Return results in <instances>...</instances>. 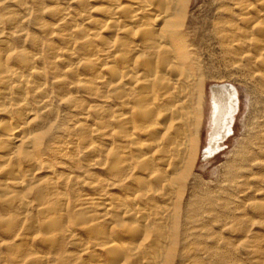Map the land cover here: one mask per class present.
I'll list each match as a JSON object with an SVG mask.
<instances>
[{
	"label": "bare ground",
	"instance_id": "1",
	"mask_svg": "<svg viewBox=\"0 0 264 264\" xmlns=\"http://www.w3.org/2000/svg\"><path fill=\"white\" fill-rule=\"evenodd\" d=\"M69 1L74 15L53 0H0V264H223L188 241L217 221L214 197L188 194L206 111L189 0ZM255 1L245 23L264 16ZM223 25L220 41L238 48L255 28ZM254 37L247 64L264 73V25ZM55 101L77 120L69 128L53 122ZM237 111L236 89L211 90L205 159ZM234 162L228 182L254 171L263 187L264 134Z\"/></svg>",
	"mask_w": 264,
	"mask_h": 264
},
{
	"label": "rangeland",
	"instance_id": "2",
	"mask_svg": "<svg viewBox=\"0 0 264 264\" xmlns=\"http://www.w3.org/2000/svg\"><path fill=\"white\" fill-rule=\"evenodd\" d=\"M53 2L62 8L69 6V11L73 14L74 6L68 5L69 0H53ZM240 3L249 15L242 16L239 10H235L233 0H189L186 6L187 42L193 57L200 63L202 79L206 83V111L201 146L197 154V163L189 178L188 194L214 197L216 202L214 214L217 216L216 223H209L210 234L205 230L203 236H195L194 239L189 236L188 241L196 244L201 250L206 251L212 247L210 252L216 253L217 256L228 255L229 259L223 264H264V215L255 212L261 201L264 203V186L254 185L256 178L254 171L248 173L246 177L236 179L234 183L227 180L230 166L238 167L240 164L235 163L234 159L241 157L243 148L250 147L256 138L264 134V94H261L260 89L264 73L259 63L247 64V58L249 56L252 58L254 55L253 44L256 42L254 35L256 30L264 25V16L257 19L254 25L245 23L244 20L255 17L250 13L259 6L255 0H240ZM250 10L252 11L249 12ZM42 21L51 23L49 17L44 15ZM28 22L26 32L32 36L35 28L33 18ZM225 23L226 32L229 27H232L233 32L236 33H244L248 27L255 28L247 32L249 39L238 43L241 46L238 48L233 42L228 46L223 44L217 36L216 28L221 29ZM250 35L253 37L250 38ZM263 53L260 52L261 55ZM77 65L78 63H74L75 67ZM224 85L232 86L237 91L238 111L233 132L225 138L217 152L205 159L203 151L210 138L207 116H209L211 90L215 86ZM73 97L81 98L80 95L75 94L70 98ZM67 98L68 96L61 97L64 101ZM53 108L57 111V117L53 120L55 125L65 124L64 127L69 128L77 121L60 102L55 101ZM0 236L6 235L0 230ZM201 258L206 261L212 259L204 253L201 254ZM213 260L216 261L214 258ZM186 261L185 263L182 261L181 264H186Z\"/></svg>",
	"mask_w": 264,
	"mask_h": 264
}]
</instances>
